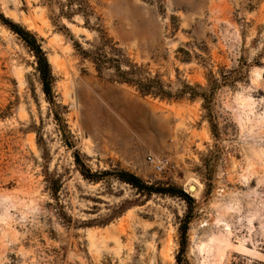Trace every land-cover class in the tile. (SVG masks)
Listing matches in <instances>:
<instances>
[{"label":"rangeland","instance_id":"obj_1","mask_svg":"<svg viewBox=\"0 0 264 264\" xmlns=\"http://www.w3.org/2000/svg\"><path fill=\"white\" fill-rule=\"evenodd\" d=\"M0 14V264H216L224 222L222 264H264V0H0ZM2 18L37 37L51 97ZM99 48L118 61L98 67Z\"/></svg>","mask_w":264,"mask_h":264},{"label":"bare ground","instance_id":"obj_2","mask_svg":"<svg viewBox=\"0 0 264 264\" xmlns=\"http://www.w3.org/2000/svg\"><path fill=\"white\" fill-rule=\"evenodd\" d=\"M261 76H262L261 75V69H256L255 72H254L253 81L258 83L261 80ZM238 101L241 104V105L240 104L239 105L241 107H243L247 111V117H248V120H249L250 124H252L254 126V125L260 124V122L263 121V117H260L259 119L253 118V115H254V104H253V102H252L250 97L242 95V96L239 97ZM245 153H248V152L245 150ZM250 169H251V165L249 163V158L246 155L245 156V170H244V174H242L243 178L245 179V181H248L249 178L251 177V170ZM188 184H189V187H192L191 191L194 192V193H198L201 190L202 185L199 183V181L190 180ZM1 195L3 196V195H5V193L1 194ZM230 197H231V203H229V205L227 206L226 214H225V217H228V218H229V216H233L235 214V212L237 213L238 205L236 204V201L238 200V197H239L238 191H236V190L235 191H231L230 192ZM223 219H221V220H223ZM221 220L214 219V222L215 223L216 222L219 223V221H221ZM253 221H254V219L251 218L250 219V225L251 226H253L252 225ZM218 223H216V225H217V227H220L221 224L218 225ZM206 226L207 225L205 224L204 221L200 222V225H199L200 228L206 227ZM221 228L222 229H220L221 230L220 232L216 233V232L213 231V233L210 235V241L217 246V250L219 252V261L216 264H222L225 261L226 256H227V251L232 245V243H231V232L229 230L228 222H224L222 224ZM249 232H250V235H252L253 230H252L251 227L249 229ZM196 233L193 234L194 248L198 249L199 251L200 250L202 251L204 247H201L199 249V247H198V244H199L198 237L199 236ZM245 245H246V240L245 239H240L238 241V244L236 245V248H238L240 250H246ZM255 250H256L255 249V244H253V249L248 250V252L250 251L252 253H255ZM245 252H247V251H245ZM202 264H205V263H202Z\"/></svg>","mask_w":264,"mask_h":264},{"label":"trees","instance_id":"obj_3","mask_svg":"<svg viewBox=\"0 0 264 264\" xmlns=\"http://www.w3.org/2000/svg\"><path fill=\"white\" fill-rule=\"evenodd\" d=\"M1 15V14H0ZM3 17V16H0ZM3 21L8 23L10 27L18 33L23 40L26 42V44L31 48V50L34 52L37 63H38V71L40 73L41 81L43 84V89L47 96H52V86L54 82V76L52 74V67L51 64L46 56V53L43 51V48L41 44L39 43L37 37L31 33L30 31L26 30L25 28H22L18 24L14 22H9L6 18H2ZM86 53V52H84ZM95 62L97 63L98 67L104 66L107 63L111 62H117L118 60L115 58H109L101 48L97 49L95 51V54L93 55ZM148 91V90H146ZM85 171V172H84ZM88 171L85 169L83 170V174L85 176L90 175L86 174ZM119 177L125 181L130 183L131 185L139 188V189H149L152 188L147 186L145 182L136 174H133L128 171H122L119 173ZM163 192V190H159Z\"/></svg>","mask_w":264,"mask_h":264},{"label":"built area","instance_id":"obj_4","mask_svg":"<svg viewBox=\"0 0 264 264\" xmlns=\"http://www.w3.org/2000/svg\"><path fill=\"white\" fill-rule=\"evenodd\" d=\"M155 167L158 169L161 167V165L159 163L155 164Z\"/></svg>","mask_w":264,"mask_h":264},{"label":"water","instance_id":"obj_5","mask_svg":"<svg viewBox=\"0 0 264 264\" xmlns=\"http://www.w3.org/2000/svg\"><path fill=\"white\" fill-rule=\"evenodd\" d=\"M192 188V187H191Z\"/></svg>","mask_w":264,"mask_h":264}]
</instances>
